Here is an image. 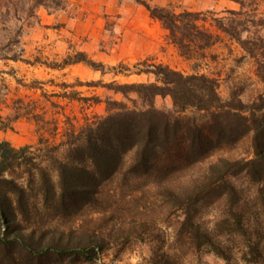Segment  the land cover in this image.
<instances>
[{"label": "trees", "instance_id": "obj_1", "mask_svg": "<svg viewBox=\"0 0 264 264\" xmlns=\"http://www.w3.org/2000/svg\"><path fill=\"white\" fill-rule=\"evenodd\" d=\"M134 1L161 23L181 56L202 58L224 33L255 58L264 79V41L250 34L261 18L245 9L250 0H236L240 7L222 16ZM67 4L0 0V60L53 69L84 62L103 70L83 51L60 61L25 56L22 37L38 23V10H63ZM135 67L155 80L102 83L123 98L92 96L105 103V114L85 116L80 124L60 111L48 118L46 104L20 98L8 104L0 78V129L24 118L39 134L35 145L0 139V264H82L97 250L131 240L151 244L152 264H208L206 256L224 264H264V94L224 99L217 79L205 73L146 61ZM1 73L15 77L12 68ZM30 83L36 87V80ZM83 83L100 82L75 80L51 95L77 97L65 88ZM167 96L169 110L156 106L157 97ZM190 110L206 118H191ZM57 115L64 116L65 126ZM245 136L251 156L211 159L218 148Z\"/></svg>", "mask_w": 264, "mask_h": 264}, {"label": "rangeland", "instance_id": "obj_2", "mask_svg": "<svg viewBox=\"0 0 264 264\" xmlns=\"http://www.w3.org/2000/svg\"><path fill=\"white\" fill-rule=\"evenodd\" d=\"M249 3L245 9L261 18V24L251 26L250 34L259 33L264 41V0H250ZM151 4L170 5L176 11H203L208 16H222L225 15V9L240 7L236 0H151ZM38 18V23L26 28L22 37L27 58L39 55L41 58L60 61L67 54L83 51L88 58L104 65L102 70L77 62L61 69H53L41 63L0 60L1 69L12 68L15 77L23 81L18 83L13 75L0 74V78L3 77L6 83L1 93L6 92L7 103L20 98L25 104L34 102L39 107L46 104L48 118L51 112L60 111L80 124L85 116L105 114V103L95 102L92 96L97 95L103 99L106 96L117 99L123 97L120 93H113L102 87V83L155 80L153 74L137 70L135 65L141 61L166 65L183 73L198 72L212 76L217 79L219 94L224 99L236 95L246 101L264 94V79L257 75L255 58L246 54L234 39L219 33V40L205 51L202 58L187 59L169 42L167 31L161 23L151 18L147 9L134 0H68L63 10L49 11L41 7ZM209 23L208 18L205 25ZM119 63L126 67L121 71L111 70L112 66ZM31 80H36V87H29ZM75 80L100 83L75 84L65 90L75 91L77 97L59 96L64 90L63 84L75 83ZM1 82L0 79V85ZM52 92L59 95L53 96ZM83 97L90 99L85 101ZM49 102H59L60 106L52 107L53 104L50 106ZM155 103L163 109L169 110L171 107L168 96L157 97ZM186 115L197 120L206 118L194 110L187 111ZM57 117L61 127L67 124L64 116ZM48 127L51 130L54 128L52 125ZM51 130L47 135L54 133ZM38 138L33 122L24 118L15 121L12 128L0 129V139H6L14 146L35 145ZM251 155L250 137L245 136L236 144L218 148L211 159ZM150 248L151 244L138 240H131L127 244H111L102 252L97 250L96 257L83 261L82 264H152ZM205 260L208 264H224L215 256H206Z\"/></svg>", "mask_w": 264, "mask_h": 264}]
</instances>
